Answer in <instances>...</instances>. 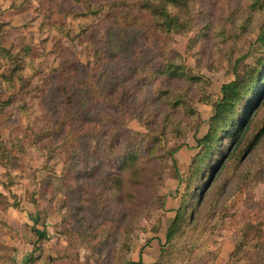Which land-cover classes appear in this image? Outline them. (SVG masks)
Listing matches in <instances>:
<instances>
[{"label": "rangeland", "instance_id": "obj_1", "mask_svg": "<svg viewBox=\"0 0 264 264\" xmlns=\"http://www.w3.org/2000/svg\"><path fill=\"white\" fill-rule=\"evenodd\" d=\"M90 1L102 7L100 17L68 0H0V45L11 51L0 73L17 69L9 91L0 89V217L27 233L22 223L36 215L53 241L43 247L53 264H264V134L248 149L264 129V104L188 224L167 239L223 87L253 74L264 56L252 28L241 27L249 2L192 0L198 30L166 38L151 29L148 11L129 9L134 0ZM47 21L65 22L71 36H53ZM25 48L26 59L15 57ZM167 57L196 80L185 84L182 127L163 144L161 172L134 190L139 201L130 190L109 197L101 181L112 171L105 161L112 135L120 137L118 154L146 139L155 91L167 84L150 73ZM93 133L103 139L90 156L84 145ZM9 222L0 246L5 234L14 240ZM128 228L130 250L120 254Z\"/></svg>", "mask_w": 264, "mask_h": 264}, {"label": "trees", "instance_id": "obj_2", "mask_svg": "<svg viewBox=\"0 0 264 264\" xmlns=\"http://www.w3.org/2000/svg\"><path fill=\"white\" fill-rule=\"evenodd\" d=\"M68 1L79 6L82 3L83 8L80 6L84 10V13H81L82 15H99L100 17L103 10L102 7L93 6L90 0ZM247 1L249 2L248 12L250 16L248 19H243L241 27L252 28V31L256 34L257 43L264 49V0ZM192 2V0H134L128 6L130 10L148 11L151 17V29L158 35L169 38L173 33L179 34L198 30V22L195 18L194 20L190 19L188 14ZM253 21L256 25L252 23ZM42 25L55 37L60 33L67 37L71 36L70 27L65 22L47 21L43 22ZM205 32L204 36H208L209 29ZM212 33L215 34V30ZM29 54L30 49L25 48L15 57L23 60ZM9 55H11V51L0 45V62L3 61L4 63L5 58ZM176 59L165 58L155 71L150 73L151 77L160 78L161 81H166L167 84L166 87L163 86L164 88L155 91L154 119L146 124L147 134L144 135L146 139L143 143L135 142V145H130L128 150L118 154L116 150L120 137L119 134L112 135L109 143V155L105 158L106 163H110L112 171L106 174L101 181L103 189L109 193V197L114 198L117 195L122 199L130 190L135 196H132V199L139 201V195L134 190L142 191L146 188L154 181V177L161 172L159 168L164 166V161L161 159L163 144L174 137V134H176L175 129L178 126L182 127L183 120L180 115L185 108L183 99L189 95V90L185 87V84L191 83L193 85L196 82L195 79L187 78L184 66L176 62ZM258 63V68L249 77L236 80L223 87V96L215 105L214 115L210 118L209 131L202 139L198 140L197 146L201 150L191 167V174L184 196V205L176 215L168 240L172 239L175 234L180 233L183 227L188 224L196 205L200 204L210 192L211 181L215 175L225 168L226 161L235 157L236 152L240 150V147L244 145L245 140L248 138V134L252 129L251 125L258 114L257 111L264 104V56ZM27 66L28 62L25 68ZM1 69H3V65H0ZM15 71L17 69L14 72L12 71L11 76ZM11 76L8 77V75L0 73V89L6 93L11 86ZM111 95L112 93L106 94L108 98H113ZM262 134H264V129L254 136V139L248 144V149L254 147ZM182 135L183 132H179L177 136ZM87 138L86 142L88 143L84 145V153L90 154V146L94 142L101 144L103 134L93 133ZM226 144L229 145L223 148ZM248 149H245L239 159L244 154L247 155ZM224 158L225 162L222 163ZM213 205L214 203L208 204V206ZM139 209H141V206L136 204V210ZM178 222H181V226L178 225ZM128 235L129 228L121 237L120 242L117 243V252L120 254L124 250H130ZM36 263L37 261L30 259L27 264Z\"/></svg>", "mask_w": 264, "mask_h": 264}, {"label": "crops", "instance_id": "obj_3", "mask_svg": "<svg viewBox=\"0 0 264 264\" xmlns=\"http://www.w3.org/2000/svg\"><path fill=\"white\" fill-rule=\"evenodd\" d=\"M36 217L37 216L35 215L33 218ZM33 218L31 219V222L26 221L22 223V225H28L30 228L27 233H22L19 230L20 227L12 225L9 222L7 216L4 215V218L0 217V233H2V230H7L8 222L16 232L13 233V241L8 238L6 234L4 235L5 240L3 246H0V264H27L30 259L37 261L36 264H53V256L48 255L43 250V247L46 245V243H50L53 241L51 238L47 237L46 233L40 231L37 228V218ZM14 219V222H16V218ZM31 230H33L34 232H32ZM35 236L38 238L33 241V238ZM1 239L2 235L0 234V240ZM25 239L32 240V242L26 241ZM9 241H11V243H9ZM9 244L13 250H8ZM54 247L59 248L60 246L59 244H54Z\"/></svg>", "mask_w": 264, "mask_h": 264}]
</instances>
